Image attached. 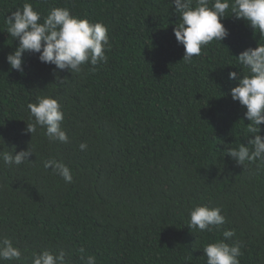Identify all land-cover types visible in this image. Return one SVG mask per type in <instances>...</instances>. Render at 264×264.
I'll use <instances>...</instances> for the list:
<instances>
[{
    "label": "trees",
    "instance_id": "16d2710c",
    "mask_svg": "<svg viewBox=\"0 0 264 264\" xmlns=\"http://www.w3.org/2000/svg\"><path fill=\"white\" fill-rule=\"evenodd\" d=\"M25 2L42 17L67 7L108 25L107 62L71 73L25 53L23 72L12 69L7 55L19 41L7 18ZM226 15L227 37L186 62L171 0H0V150L33 152L19 166L0 161V239L25 257L64 249L72 264L81 255L96 264H207L203 247L230 229L240 264H264V160L239 165L227 155L255 135L228 73L247 72L236 56L264 35ZM45 95L62 105L68 143L26 131L28 103ZM49 158L69 166L71 183L44 167ZM203 204L220 207L225 224L189 228L190 209Z\"/></svg>",
    "mask_w": 264,
    "mask_h": 264
},
{
    "label": "clouds",
    "instance_id": "9594fccd",
    "mask_svg": "<svg viewBox=\"0 0 264 264\" xmlns=\"http://www.w3.org/2000/svg\"><path fill=\"white\" fill-rule=\"evenodd\" d=\"M173 11L180 22L173 29L178 43L184 46L183 60L190 62L193 56L201 54L202 47L213 40L222 41L228 30L222 23L227 12L235 14L236 19H243L254 31L264 35V0H171ZM7 32L13 40L19 41L13 52L7 55L12 69L23 72V55L38 54L42 63L55 65L58 70L81 72L82 66L91 64L92 70L99 63L107 62L106 51L111 48L109 27L103 22H92L87 17L73 15L67 7H52L48 14L34 10L31 3L25 2L7 18ZM239 64L246 73L230 71L229 80L238 83L230 89L234 101L246 108L244 117L250 121L248 131L254 133L248 145L241 143L227 152L237 164L244 165L253 160H264V137L260 135V125L264 123V44L249 47L240 52ZM31 123L26 131L35 134L38 128L50 142L68 143L69 137L62 127L64 112L58 99L50 95L39 96L36 102L28 103ZM80 150L87 148L82 142ZM33 152L29 149L16 152L0 150V161L7 165H21L30 161ZM44 167L63 178L66 183L73 181L72 171L64 162L55 158L44 161ZM189 228L200 232H212L226 222L220 207L207 204L195 205L189 212ZM235 236L234 230L225 229L224 239L207 243L203 253L207 264H240L243 255L239 242L227 243ZM80 253L84 249L79 250ZM30 258L31 264H72L71 257L64 250L42 249L33 251L25 257L22 250L14 246L10 238L0 239V264L3 261H16L25 264ZM83 264H96V257L80 256Z\"/></svg>",
    "mask_w": 264,
    "mask_h": 264
}]
</instances>
